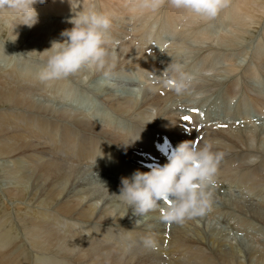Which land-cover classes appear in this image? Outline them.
I'll return each mask as SVG.
<instances>
[{
  "label": "bare ground",
  "instance_id": "1",
  "mask_svg": "<svg viewBox=\"0 0 264 264\" xmlns=\"http://www.w3.org/2000/svg\"><path fill=\"white\" fill-rule=\"evenodd\" d=\"M47 1L48 0H46V2ZM249 1H252V4ZM46 2L43 4H37L36 10H43L42 8L45 7ZM89 2L90 0H83V4L85 6H87ZM91 2H94L96 7L97 3L99 6L101 4L98 0H91ZM164 2H166V0ZM60 4L63 10H70V5L68 4L67 0H64V2H61L60 0L57 9H61L59 8ZM153 5H155V7H153ZM51 6L56 7L54 2L51 3ZM116 6H113L112 4L109 5L107 9L110 11L119 9L118 4ZM257 6L259 7V10H257ZM124 8L133 9V11H138L139 9L140 11H144L141 15H139V18L136 13H134L136 17H130L134 19L136 24L139 23V25L142 27L144 24L143 19H148L152 14L157 18L167 17L165 21H171L174 24L176 23V20L180 18L182 19L191 14L182 10H177L171 7L169 3H163L162 0H146L142 1L140 5L137 4L127 7L126 5L120 6V9ZM224 9L231 10L232 20L229 21H232V23H238L239 32H241L240 30L242 28H245V30L251 28L254 29L253 31L257 32L260 26L264 23V0H228V6ZM42 12L45 13V10ZM184 13L186 15H184V17H180ZM191 15L193 16L194 14ZM8 20L10 19L5 21L8 22ZM160 21L164 20H159L150 26L151 30L148 32L150 35H146L147 30H145L144 27L143 33L139 32V28L136 29L135 31L137 32L136 35H138L139 41L143 42L140 43V46L136 48L133 47L134 44L130 45L131 50L137 53L140 49H142V45L146 44L145 41L147 42V40L151 39L156 40L160 33L165 29L159 25ZM201 21L204 22L205 19L202 18ZM188 22L189 19L187 23ZM198 23L192 20L187 25L191 27L193 25H199ZM39 25H41L40 22L35 24L30 29L31 31L28 30L27 36L33 38L34 36L32 35L40 31ZM0 26H3V24ZM173 26H171V28ZM17 27L18 25L13 29V25L11 26L12 29L10 30H12V34H14L19 29H17ZM54 27L56 26L54 25ZM154 33L155 35L151 36V34ZM183 35L184 33L182 32V36ZM111 36L114 38L113 35ZM227 36H230V33ZM227 36H222L221 40L232 41L234 39L227 38ZM14 37L15 35H13V38ZM238 37H240V35ZM51 38L52 37L50 36L48 40ZM0 39L3 38L0 36ZM160 39L162 40V37ZM160 39H157L156 42H158ZM18 40L19 39H15L14 42H19ZM33 42L36 43V41ZM241 45H243V43H241L240 46ZM144 54L145 53L143 51V53H141L138 58H135V60H121L117 65H114V67H117L125 62L123 64L124 67L129 66V68H134V70L137 69L144 72L145 69L148 70L154 65L150 63V59L152 57L148 55L149 58H147ZM2 58L4 59V57ZM3 59L2 61H4ZM38 60H40V58ZM27 62H29V59ZM203 63L204 68L206 63ZM2 65H4V63ZM237 66H230V72L234 71ZM36 67L38 68V66H34V71L37 70ZM0 68L4 69L0 73V156H7L9 159L10 156H17L19 154V157H26V161L31 164L30 166L32 169H37L39 171V174L35 176V179L42 177L38 181L40 182L41 180H44V183H47V181L51 178H57V180L58 178L60 179L63 173H61L63 169H61L62 163L60 159H55V156L53 157L52 154L62 155L61 160L64 163L63 165L67 164V173H64L67 175V186L64 189L63 186L65 182L64 184L62 182V186L60 187H53V185L50 187L49 185L50 188H48L46 192L45 188L43 187L45 193L43 191L40 192L42 187H38V185L41 186V184L35 180L33 187H30L31 189L27 190L26 187L23 188L24 185L21 182L12 181L10 177L7 179V183H5L7 184L6 186L0 185V264H229L231 261H235L237 264L252 263V256L250 254L244 255V262L243 260L239 259L240 255L232 254L233 252H231V255H228L227 251H224L222 246L223 244L219 239L213 238L212 235L207 236L199 233L201 229H199L200 227L197 226L193 221H187L188 223L186 222L183 225H177V227L174 229L172 227L167 229L166 224H162L160 220L159 207H164L161 205H159L157 210L148 213L145 219H143V217L141 222L137 225L127 221L120 222L118 219L121 215L120 211L124 210L122 207H124L126 204L121 202L118 197H114L113 193L115 192L112 190V187L107 186L106 188V186H104L105 188H101L99 184H96L94 181L95 185L84 188L83 191H80L87 181H74V178L76 177L75 173L77 171L75 170V166L77 164L84 163L85 161L89 164L88 166H91L94 160L93 163L100 164L98 167L102 169L103 167L106 168V163L105 165L102 163H104L107 158L114 162L113 159L119 160L118 155H121L128 161L132 162L131 165L126 164L128 161L121 162L118 164V166L116 164L111 165L115 169L113 173H117L116 175L119 176V179L124 177V172L121 171L122 168H127V173H133L137 169L140 171H148L151 164L162 165L167 162L168 154L161 152L156 148V142L160 141L164 135L169 134L173 139L179 138L181 142L184 140H193L197 134L203 133L202 139L198 142L199 145L202 146L204 141H212V139L215 138L213 141L218 142L216 144L217 150L224 152L217 176L222 179L221 181L224 184V187H230L228 183L224 181L225 177L228 176L227 171L231 170L229 178L232 183L235 184L237 181L238 184H235L237 186L244 184L246 186V190L252 194L255 192L261 193L264 191L262 189L264 186V183L262 182L264 180V169L259 170L257 168H251L248 166L249 162L251 161L249 158L252 156V150L262 152V150L259 148V145L262 142V138L259 137V130L253 132V130H245V128H243L244 130L234 129L238 130L234 133V130H231L233 125L229 123L228 128L210 132L208 131L209 128L203 127L202 122H199V120H194L193 117L188 115L180 116V113H175L173 116H169L171 115V108L162 109L161 103L164 97V89L159 86H154L156 89L155 91L154 89L150 88L152 92L142 89L140 100L134 102H131V100L125 96L115 97L112 95V93L106 94V102L109 106L108 108L116 112L118 115H122V118L117 119L114 113L111 112L113 116L108 114L109 111L107 113H97L102 116L101 127H98L91 121V119L96 116L93 113H89L88 115L85 112L76 114L75 112L66 111L67 113L64 115L63 112H56L55 110L49 108L46 104L38 102L32 97L29 98V95L34 92L33 89L31 91H29L30 89H26L24 86V81L29 80L30 76H36V72L34 74L28 72L21 73L19 72L20 67L12 64V62H8ZM31 68L34 69L33 66ZM190 70L191 69L187 70L186 72ZM227 72L225 75L228 74ZM95 74L98 75L99 73L96 72ZM230 75L231 73L225 78H229ZM237 78L239 80L240 77ZM35 80H29V83L38 85V87L42 88V90L43 87L45 88L47 86V82ZM62 80L66 82V78L48 82L54 83L55 86L57 85L56 88L60 92V95L64 96L65 93H62V91H66L68 86L66 83L60 82ZM205 80L208 83H211L210 79L209 81L207 79ZM217 80L221 81L222 79H212L213 82ZM10 81L16 82L23 86L17 88V86H13L14 84L9 83ZM136 82L137 81L133 83ZM233 82L235 81H233L230 77L228 82L219 89L222 94L221 97H224V101L227 98L226 95L229 91V85H231ZM10 84L17 92L10 88ZM198 84L200 86H206L205 82H199ZM238 84H241L239 93L246 91L243 88V84H245L243 81L239 80ZM34 87L36 88V86ZM215 92L219 96V92ZM30 99H33L37 104H35L34 101L32 102ZM263 101L264 95L260 100H257L256 98L252 99L247 110L252 109L257 110L258 113L261 112L260 107ZM262 106L264 107V103ZM6 107L7 110L2 109ZM152 110L155 112L153 113ZM31 111L41 112L42 114H34L31 113ZM47 112H49V118H46V116L43 115V113L47 114ZM129 112L133 117L125 116ZM156 114L158 115L156 116ZM184 117H189L190 119L185 120ZM215 119L216 118H213V120ZM21 120L26 121V125H24ZM222 120L226 122L224 119ZM38 121L42 127L39 126ZM127 121L129 122L128 124L126 123ZM219 122L220 121L212 124L218 128L222 126L221 124L217 125ZM34 126L39 127L41 129L40 131H42L46 136L43 137L42 135H39V132L36 131ZM74 130L76 131L75 139V136L73 135ZM101 130H104L106 134H109V131L111 130V139L116 145L111 144L109 138L101 136ZM232 132L233 134H231ZM82 134H84V137ZM56 136H58L57 143L54 140ZM33 137L35 140L32 139ZM84 138L86 142H84ZM40 147H43V149ZM28 148H32L33 150L32 152L25 154V150ZM48 156H50V158ZM11 159L15 160L16 158L13 157ZM260 161L262 162L261 164L264 165V159L262 160V157L260 156L255 161V164L258 165ZM144 162L148 163L145 164ZM68 168H70V170H68ZM61 181L63 180L61 179ZM68 181H70V183ZM55 185L57 184H54V186ZM218 185L216 188H218ZM74 188H76L75 192L73 191ZM105 191H109V196L111 194L112 195L107 197L108 194H106V196L102 198V195L105 193ZM99 199L102 201L100 202V206L96 207L95 204L96 202L99 203V201H97ZM23 201H28L27 204L32 206H29L28 208L24 205H20ZM236 204L242 211H246V213H248L246 216H251L252 219L254 218L256 221L264 223V214L261 211H258L255 207L251 206L243 207V204L240 201H237L235 205ZM261 205L264 207V201H262ZM18 206L20 207L21 215H16L15 213L11 212V209L9 208H17ZM113 210H115V213L112 217L111 212ZM8 214H10L11 217ZM108 216H111V218L108 219ZM135 218L137 219L136 216ZM109 223L111 225H109ZM68 224H72V226L76 225L80 230L69 228ZM170 226H172V224ZM171 228L173 230L172 234ZM165 230H167L168 235H170L168 237L169 240L167 241H164ZM217 232L214 231V233ZM146 235H150L155 239L157 243L155 250H147L140 243L142 237ZM17 236H20L22 242L18 241L20 239L17 240ZM79 238H82L80 242L77 241ZM209 242L211 243L210 245ZM213 244L215 247H213ZM210 249L213 253L210 251ZM168 253H173V256L170 257ZM232 255L236 258L235 260H232L234 259ZM260 255H263V252ZM258 259H262V257H258Z\"/></svg>",
  "mask_w": 264,
  "mask_h": 264
},
{
  "label": "rangeland",
  "instance_id": "2",
  "mask_svg": "<svg viewBox=\"0 0 264 264\" xmlns=\"http://www.w3.org/2000/svg\"><path fill=\"white\" fill-rule=\"evenodd\" d=\"M59 1L60 0H48L46 2L45 7L42 8L43 10H45V13L42 12L43 10L37 11V12H40V13H38L39 14V22L41 25H43V26L39 25V30H40L39 32H45V33H39V32L34 33L32 35L34 37L31 38V37H28L27 35H28V30L31 31L30 29L32 27L28 28L27 26L18 25L17 29L18 28L19 29L18 30L16 29V30L17 31L20 30V31L19 32L16 31L17 33L15 32L14 34H17L16 39H19L18 40L19 42H14L15 37L13 38L14 34H12V30H10V29H12L11 26L14 24V22L11 20V18L10 17L8 18V16L0 17V25L3 24V26H0V31H1L0 36H1V38H3V39H0V46H1V48H0L1 49L0 50V59H1L0 60V67L4 66L8 62H12V64H15L17 67L18 66L20 67L19 72H21V73L28 72L31 74L32 73L34 74L36 72V76H34V77H35V79L37 78V73H38L39 69L43 66L42 65L43 61L46 59V55L44 53H40V52H43L45 49L49 48L50 47L49 44L52 40L62 39L59 36L60 35L59 33L62 30L66 29V28H70L72 26L71 24L67 23V18L70 15H72L71 11L70 10H63L61 4L59 6V8H61V9H57ZM98 1H100L101 4L99 6V4L96 2L97 7H98L97 9L107 13L111 19V27H110L109 31H110L111 35L114 36V44L111 46L110 63L113 65H117L118 62L121 60H125V61L126 60L130 61L132 59L135 60V58H138L140 56V54L143 53V51H144V53H145L144 55H146L147 58H149V56L152 57L150 59V63H152L154 65L151 66L148 70L145 69L144 72H142L141 70L139 71L137 69L134 70V68H129V66L124 67L123 64L125 62L122 63L121 65L117 66L118 68L115 66L114 70H113L112 86H101L98 83V81L100 79V73L98 75H96L95 74L96 72H88L87 70L82 69L79 73H76V74H73V75L67 77L66 82L64 80L60 81V82L66 83L68 88H69V89L67 88L66 91L65 90L62 91V93H65L66 96L60 95V92L56 88L57 85L55 86L54 83L47 82V86L45 88L43 87V90H42V88L38 87V85H34V83H29L30 81L35 80L33 76H30L29 77L30 81L29 80L24 81V86L26 87V89L27 90L30 89L29 91H31L33 89V92H34V93L29 95L30 96L29 98L32 97L36 101L46 104L49 108L55 110L56 112L57 111L63 112L64 115H66L65 113H67L69 111L75 112L76 114H80L81 112H85L86 114L89 115V113H93L96 116L93 117V119H91V121L96 126L101 127L102 116L100 114H97V113H107L109 111L108 114H111V112L114 113V115L117 119L122 118V115H118L116 112H114L113 110L108 108L109 106L106 102V99H107L106 94L112 93V95L115 97L116 96H118V97L125 96V97H128L131 100V102H134V101L140 100L141 95H142V89H146L147 91L152 92V90L150 88L154 89V91H155L156 89L154 88V86H159V87L164 89V91H163L164 97L162 99L163 104L161 103L162 109L171 108L170 109L171 115H169V116H173V114H175V113H180L179 114L180 116L188 115L190 117H193L194 120H199V122H202L203 127L209 128L208 131H210V132L211 131L214 132V131H217L220 129L228 128L229 123L233 125L231 130L243 129V128H245V130H253V132L256 130H259V133H260L259 137L262 138V142H261L262 144L260 143L259 148L262 150L263 153L259 152V151L252 150L253 151V152H251L252 156L249 158V159H251V161L249 162L248 166L251 168H257L259 170L264 169L263 168L264 165L261 164L262 163L261 161L259 162L258 165L255 164V161L257 160V158L259 156L262 157V160L264 159V155H263L264 154V141H263L264 140V107L262 106L264 101L260 107L261 112L258 113L257 110H252V109L247 110L252 99L256 98L257 100H260L261 97L264 95V23L260 26V28L257 30V32L253 31L254 29H251V28H248L249 30L248 29L245 30V28H242L240 30L241 32H239L238 31V28H239L238 23H234V22L232 23V21H229V20H232L231 10L223 9L221 11V13H219L215 19L205 20L204 22L201 21V19H202L201 17H198L196 15L192 16L191 14H189V16L187 15L186 17H184V15H186L184 13V14H182V16H180V17H184V18H182V19L180 18V19L176 20L175 24L171 21H165L167 19V17L157 18L152 14L148 19L147 18H146V20L143 19V21H144L143 27L145 28V30H147L146 35H150L148 33L151 30L150 26H152L155 22H157L159 20H164V21H160L159 25L161 27H164L165 29L163 32L160 33L159 37L157 38V39H160L162 37V40L160 39L158 42H156L157 39L156 40L155 39L147 40V42L145 41L146 44L142 45L143 46L142 49H140L139 52L136 53L133 50H131L130 45L134 44L133 47L136 48V47H139L140 43H142L143 41L142 42L139 41V37H138V35H136L137 32L135 30L139 28L138 29L139 32L143 33L144 31H143V27L141 25H139V23L136 24L134 19H132L130 17L131 16L136 17V15L134 14V13H136L138 18H139V15H141L142 12H144V11H140V9L138 11H133V9H129V8L128 9L127 8L120 9V6L126 5V7H127V6H131V5L134 6L137 4L140 5V3L142 1H146V0H142V1L141 0H98ZM162 1L165 4L168 3V0H166V2H164L165 0H162ZM52 2H54L56 7L51 6ZM249 2L252 4V1H249ZM103 4H105V5H103ZM112 4H113V6H116L118 4L119 9L111 10V11L108 10L107 9L108 6L112 5ZM99 7H101V8H99ZM257 10H259L258 6H257ZM179 14H181V13H179ZM224 15H225V17H224ZM227 17L230 19H228ZM7 19H10V20H8V22H6ZM188 19H189V22L192 20L196 21V23L199 22L198 23L199 25H193V26L189 27L187 25L189 23V22L187 23ZM61 22H63V23H61ZM8 23H10V24H8ZM48 24H49V26H48ZM54 25L57 28L54 27ZM171 26H173V27L171 28ZM235 26H237V27H235ZM22 28H23V30H22ZM21 30H22V32H21ZM49 30H51V31H49ZM2 31L5 33H3ZM173 31H176V32H174V34H172ZM133 32H135V33H133ZM182 32L184 33L183 36H182ZM228 32L230 33V36H227V35H229ZM164 34H169L171 36L174 35V39H171L170 36L164 35ZM23 35H25V36H23ZM152 35H155V33L151 34V36ZM239 35H240V37H238ZM42 36H43V38H42ZM50 36L52 38L50 40H48V38H50ZM115 36H118V37H115ZM222 36H227V38H234V39L232 41L231 40H229V41L223 40L222 41L221 40ZM44 37H46V38H44ZM37 38H38V41H37ZM141 40H143V39H141ZM26 41H27V44H26ZM28 41H29V43H28ZM33 41H36V43H34ZM241 43H243V45L240 46ZM234 44H236V45H234ZM6 45H8V46H6ZM11 45H13V46H11ZM14 45H15V47H14ZM28 45H29V47L30 46L31 47L29 48ZM120 45H121V47H120ZM12 47H13V49H12ZM20 48H22V49H20ZM248 49H250V50H248ZM7 52H9V53H7ZM24 53H26L27 55ZM181 53H183L182 56H181ZM4 55H6V56H4ZM29 55L30 56L33 55V56H31L32 58ZM229 56H231L232 58H228ZM2 57H4V59ZM37 58L38 59L40 58V60H38ZM2 59L5 62L2 61ZM28 59H29L30 63L27 62ZM171 61L183 63L185 71L191 69L188 72L191 74L194 73L193 74V77H194L193 83L194 84L192 86L191 94H185V95L178 97L174 93V91H172L171 88L164 86V84L162 83L165 76L170 75L168 73L167 66L171 63ZM203 62L206 63V66L204 68H203V66H204ZM3 63H4V65H2ZM210 64H214V65L210 66ZM233 65H236V66L238 65V66L236 67V69L234 71L230 72L229 68H230V66H233ZM30 66L31 67L33 66V68H34V66H38V68L36 67L37 70L34 71L35 68L32 69ZM2 70H4V69L0 68V73ZM197 71H204V72H209V73H206V74H204V72L195 73ZM226 72L228 74L231 73L229 78L231 77V79L233 81H235L231 85H229V91L227 92L226 100L225 101H223L222 99H221V101L212 100L211 106L208 107V109H209L208 111H210V112L204 113V114H202V116H200V110L199 109H197V111H190L192 109L200 107V105L204 101L202 99L212 98L216 94L215 91L219 92V97L222 96L221 91H219V89L224 84H226L228 82L229 78H225L226 76H228V74L225 75ZM236 76L240 77L239 80L243 81L245 83V84H243V88L246 91L239 93L241 84L240 85L238 84L239 80ZM87 77H89V78H87ZM32 78H33V80H32ZM205 79H207L208 81L210 79L211 83H208ZM212 79L213 80L222 79V80L221 81L217 80V81L213 82ZM36 80H38V79H36ZM135 81H137V82L133 83ZM199 82H202V83L205 82L206 86H200L198 84ZM9 83L14 84L13 86H17V88L23 86L21 84L13 82V81H10ZM11 84L9 86L11 89L14 90L15 88ZM32 85H34V86H36V88L38 87L40 89H38V88L36 89ZM14 91H16V90H14ZM35 91H36V93H35ZM56 93H57V95H56ZM59 96H61V97H59ZM33 99H30V100L33 102L34 101ZM233 99H236L237 101L234 104L228 106V102L230 100H233ZM35 104H37V103L35 102ZM224 105H227L228 107L222 113H220L218 117H215L213 114H216L217 111L220 110L222 108V106H224ZM2 109L7 110V107L2 108ZM152 112L154 113L155 111L152 110ZM31 113L42 114L41 112H36V111H31ZM158 114H160V113H158ZM158 114H156V116ZM43 115H45L46 118H49V112H47V114L43 113ZM125 116L133 117V116H131L130 112L127 113ZM243 116H245V117H243ZM40 117H42V116H40ZM149 118H152V117H149ZM213 118H216V119L213 120ZM222 119H224L226 122H224ZM21 121L24 125H26V121H23V120H21ZM218 121L224 122V123L219 122L217 125L221 124L222 126L217 128L212 123L215 124ZM38 123H39V121H38ZM126 123L128 124L129 122L127 121ZM39 126L42 127L40 125V123H39ZM70 126H72V125H70ZM29 127H30V125H29ZM34 128L36 129L37 132H39V135H42L43 137L46 136L42 131H40L41 129L39 127L34 126ZM196 128H197V126H196ZM237 131L238 130H234L233 132L235 133ZM233 132L231 134H233ZM231 134H229V135H231ZM242 134H244V133H242ZM73 135L75 136L74 137V139H75L76 138V131L75 130L73 131ZM82 135L84 137V134H82ZM100 135L105 137V138H109L110 143L116 145L115 142L111 139V130L109 131V134H106L104 130H101ZM202 136H203V133L197 134L193 138V140H195L198 143L199 140L202 139ZM32 139L35 140L34 137ZM214 139L215 138H213L212 141ZM54 140L57 143L58 136H56ZM83 140H84V142H86L85 138ZM179 142H180V139H179ZM40 148L43 149V147H40ZM32 150H33L32 148H28L27 150H25L26 152L25 151L24 152L26 154V153L32 152ZM260 153H262V154H260ZM18 155L17 156L16 155L10 156L9 159L7 156H4V157L0 156V185L6 186L7 184H5V183H7V181H8L7 179L10 177V179L12 181L21 182L24 185L23 188L26 187L27 190H30L33 187V183L35 182V180H37V182L39 184H41V186L38 185V187H42L40 192L41 191L44 192V188H45V192H46V190L48 188L52 187V185H53V187H57V186L60 187V186H62L61 185L62 182H63V184L65 182L63 189L66 188V186H67L66 176L67 175H65V174L67 173V171H66L67 170V168H66L67 164L63 165L64 163L61 160L62 155L52 154L53 157L55 156L54 157L55 159H57V160L60 159V161L62 163V167H61V169H63L61 171V173L63 172L62 176L60 177V179L58 178V180H57V178H54V179L51 178L47 181V183H44L45 182L44 180H41L40 182L38 181L42 177H38L37 179H35V176H37V174H39V171L37 169H32V167L30 166L31 164L26 161V157H24V156L19 157ZM13 157H15L16 159L12 160L11 158H13ZM48 157L50 158V156H48ZM118 158H119V160L113 159L115 163L111 159L107 158V160H105L104 163H102L104 165L106 163V165H105L106 168L103 167L102 169L98 167V165H100V164L93 163L94 160H93L91 166H88L89 164L85 161H84V163L77 164L75 166L76 167L75 170L77 172L75 171L76 177L74 178V181L75 180H78V181L83 180L82 182L87 181L86 184L84 185V187L82 188V190H80V189L79 190L83 191L84 188L92 187L93 185H95V183H94V181H95L96 184H99V186L101 188H105L104 186H106V188H107V186L112 187V190L115 192V193H113L114 197H118L117 193H119V190H120V186H121L120 180L121 179H119V176L116 175L117 173H113V171L115 169L111 165L116 164L118 166L119 163L124 162V161H128L126 158H124L121 155H118ZM132 158H134V157H132ZM149 161H151V160H149ZM221 162H222V160H221ZM221 162H220V164H221ZM144 163L146 164L148 162H144ZM126 164L131 165L132 162L128 161ZM151 165H153V164H151ZM89 167H90V169H89ZM98 168H99V170H98ZM68 170H70V168H68ZM230 171L229 170L227 171L228 176L225 177V181H224V182L228 183V185L230 187L225 188L224 184L221 181L222 179L217 177V185L218 184L219 185H218V188L215 189L216 191L214 190V192H217V191L218 192L214 193V196H213V205H212V209H211L212 211L208 212L207 215H205L204 217L196 218V219L190 220V221H193L194 223H196L197 226L200 227L199 229H201V231H199V233H201L203 235H207V236L212 235L213 238L219 239L223 244L222 246L224 248V251H227L228 255H231V252H233L232 254L240 255L239 259L243 260V262H244V259H245L244 255L250 254L252 256V258H251L252 263L251 264H264V238H263V236H264V223L263 222L260 223V222L256 221V219H254V218L252 219L251 216H248V215L246 216V214H248V213H246V211H242L237 204L235 205V203L237 201H240V202H242L243 207H249V206L255 207L258 211H261L264 214V207H262V205H261L262 201H264V191L261 193L255 192L252 194L248 190H246V186L244 184L240 185V186L235 185V184H238V182L236 181L235 184L231 182V180L229 178ZM1 178H3V179H1ZM61 179L63 181H61ZM68 182L70 183V181H68ZM262 182L264 183V180ZM54 184H57V185L54 186ZM49 185H50V187H49ZM38 189H37V191H38ZM262 189L264 190V186L262 187ZM73 191L75 192L76 188H74ZM106 194H108L107 197H110L112 195L111 194L109 196V191H105V193H103V195H102V198H104L106 196ZM97 201H99V203L96 202L95 206L99 207L100 202L102 200L99 199ZM27 202L28 201H23L22 204H20V205H24L28 208H29V206H32L30 204H27ZM166 204H167V202H161L160 205L166 206ZM9 208L11 209V212L15 213L16 215H21L20 214L21 211H20L19 206L17 208H11V207H9ZM122 209H124V210L120 211L121 215L118 218L120 222L127 221L129 223H133L134 225H137L141 222L142 218L137 217V219H136L135 216L132 214L131 209H129L127 205H124V207H122ZM7 211H8V208H7ZM226 212H228V213H226ZM114 213H115V210H113L111 212L112 217H113ZM8 215L10 216V214H8ZM111 216H108V219H110ZM208 216H210V217H208ZM123 219H124V221H123ZM143 219H145V217ZM161 223L163 224L162 221H161ZM234 224H235V226H234ZM109 225H111V224L109 223ZM170 225L171 224H166L167 229H170V227H172L173 229L177 227L176 224H172V226H170ZM71 226H72V224H70V225L68 224L69 228H72V229L75 228L74 230H80L76 225H73L74 227L73 226L71 227ZM172 228H171V234L173 231ZM214 231L215 232L218 231L217 232L218 234L214 233ZM243 231H245V232H243ZM167 232L168 231L165 230L164 241L169 240L168 237L170 235H168ZM189 232H192V231H189ZM18 239H20V236H17V240ZM81 240H82V238H79L77 241L80 242ZM18 241L22 242L21 239ZM261 241H262V243H261ZM210 244L211 243L209 242V245ZM213 247H215L214 244H213ZM258 248H260V249H258ZM210 251H211V249H210ZM262 252H263V255H260V254H262ZM168 255H170V257H171V256H173V253H170V254L168 253ZM253 255H254V257H253ZM258 257H262V259H258ZM165 258L168 259L167 257H165ZM235 259L236 258L234 257V259H232V260H235ZM229 264H237V263H235V261H231Z\"/></svg>",
  "mask_w": 264,
  "mask_h": 264
},
{
  "label": "clouds",
  "instance_id": "3",
  "mask_svg": "<svg viewBox=\"0 0 264 264\" xmlns=\"http://www.w3.org/2000/svg\"><path fill=\"white\" fill-rule=\"evenodd\" d=\"M45 2L0 0V17H10L13 29L17 25L31 28L39 22L36 5ZM67 2L72 13L67 23L72 26L60 32L62 39L52 40L50 47L40 52L46 59L37 73L38 80L65 79L85 69L100 73L98 83L101 86H112L114 65L110 57L114 38L109 31L110 16L97 9L91 0L87 6L83 0ZM168 3L205 20L215 19L228 6V0H168ZM167 70L170 75L162 81L164 86L171 88L178 97L191 94L194 77L185 71L184 64L171 61ZM217 143L206 140L201 146L195 140L179 142L167 155L166 163L153 164L148 171L137 169L131 176L121 177L117 196L140 218L157 210L161 202H167L166 206L159 207L160 220L165 224L183 225L204 217L212 209L218 169L224 156L223 151L217 150ZM140 243L147 250L157 247L150 235L142 237Z\"/></svg>",
  "mask_w": 264,
  "mask_h": 264
},
{
  "label": "snow or ice",
  "instance_id": "4",
  "mask_svg": "<svg viewBox=\"0 0 264 264\" xmlns=\"http://www.w3.org/2000/svg\"><path fill=\"white\" fill-rule=\"evenodd\" d=\"M185 120H189L190 118L189 117H184Z\"/></svg>",
  "mask_w": 264,
  "mask_h": 264
}]
</instances>
